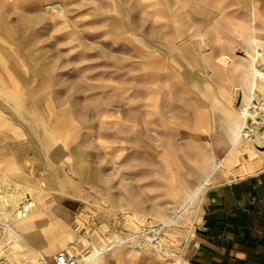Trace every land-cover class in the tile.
I'll return each instance as SVG.
<instances>
[{
  "label": "rangeland",
  "instance_id": "obj_1",
  "mask_svg": "<svg viewBox=\"0 0 264 264\" xmlns=\"http://www.w3.org/2000/svg\"><path fill=\"white\" fill-rule=\"evenodd\" d=\"M263 19L264 0H0V129L15 138L0 147V264H40L27 244H9L8 228L25 242L16 224L30 215L16 211L7 225L11 195L19 206L30 199L31 212V198L42 208L30 232L35 249L52 245L49 253L66 249L85 262L93 251L118 249V260L181 264L153 247L136 252L137 240L110 246L112 224L124 218L136 231L147 218L164 225V243L187 259V247L200 241L207 192L232 181L218 174L182 199L171 193L196 167L187 146L204 147L215 161L229 148L225 108L241 118L249 96L235 88L248 91L255 55L239 35L264 40ZM224 163L222 174L242 169L235 159ZM263 170L264 162L233 182ZM53 211L70 223L53 225Z\"/></svg>",
  "mask_w": 264,
  "mask_h": 264
},
{
  "label": "crops",
  "instance_id": "obj_2",
  "mask_svg": "<svg viewBox=\"0 0 264 264\" xmlns=\"http://www.w3.org/2000/svg\"><path fill=\"white\" fill-rule=\"evenodd\" d=\"M239 37L241 40H244L240 35ZM151 42L152 39L149 40L148 38L147 43ZM148 50L153 51V47L148 48ZM213 50L217 51L218 47H214ZM226 59L221 58L223 63L228 65L225 61L229 58ZM220 64L219 62L216 63V66L212 68V73L221 68ZM152 66L155 67L154 65ZM154 71L155 68L152 69L151 74H154ZM11 82L14 86L19 83L14 78L11 79ZM219 89L223 97L227 96L228 90L225 89L223 84ZM226 98L224 99L226 100ZM149 106L153 110L155 107L154 101H151ZM225 109L227 110L224 112L223 118L230 128L228 132L231 134L229 148L222 158L215 161L212 160L210 153L204 147L187 146L188 152L192 153L196 158V167L193 168L191 177L182 178L181 185L172 191V198H179L181 196L182 199V197L193 193L196 188L204 183L208 187L218 174L223 176L217 165L219 162L224 161L234 145L239 130L240 119L238 110ZM203 116V111H199L197 114L198 124L202 123ZM152 140L155 141V145H158L156 139L154 140L153 138ZM6 141L8 143L12 142V145H15V138L13 136H5L4 132L0 129V147H4ZM30 203L34 204V210L30 212L27 218L21 219L16 224V227L22 236L25 237L24 240L27 243L26 250L31 248V254H35L33 258L36 262L44 264L45 262H41V257L44 256L46 258L49 254V256H52V264H54L53 256L63 249H59L53 255L49 253V250L51 252L54 251L52 245H48L47 250L35 249L30 246L32 245L31 242L33 243V239L30 236L33 223L36 221L39 224L42 212V208L37 207L32 198ZM66 208L64 207V209ZM155 211L159 216L164 213V207L158 204ZM52 214L53 225L66 227L65 225L70 223L68 214L61 211H53ZM125 215L133 216L129 212H126ZM119 222L117 221L118 224L115 223L116 225L112 224V228L118 229L120 226ZM201 225L202 228H198L197 236L201 241L200 246L198 248L188 246L186 249V257L189 260V264H264V170L255 176L211 187L206 194ZM136 250L138 253L144 251L140 248H136ZM119 253L118 249L113 252L110 250L107 252L106 250L101 254L93 251L92 257L86 264H109L111 259L112 264H148L147 259L140 260L139 262L133 259L118 260L114 255ZM46 264H50L47 258Z\"/></svg>",
  "mask_w": 264,
  "mask_h": 264
},
{
  "label": "bare ground",
  "instance_id": "obj_3",
  "mask_svg": "<svg viewBox=\"0 0 264 264\" xmlns=\"http://www.w3.org/2000/svg\"><path fill=\"white\" fill-rule=\"evenodd\" d=\"M255 13L256 12H254L253 14L252 17L253 19L260 17ZM241 37L247 42L254 44L252 46L253 49L255 50V55L253 57L254 58L253 66H252L253 70L251 76L250 75L245 76V80L247 79V82H249V84L248 83L246 84L248 85L247 87L248 91H246L242 87L235 88V94L236 96L238 95L240 98L242 96L244 97L246 92H248L249 102L245 104L243 102L242 105L240 106L242 115L241 118L239 119L238 134L235 138L233 148L230 150V152L224 159L225 163L223 164L224 166H227V164L229 165L231 160L235 159L237 163L241 165L242 169L232 174V172L231 173L230 171L227 172L228 170L225 171V169L222 168L221 170L225 172L223 176L228 181H233L237 178L240 179L246 176L247 174H251V172L253 173V171L256 172V170H258V168L261 167V165L264 162V158L262 157L264 151H261V149L264 148V130H263L264 129V66L262 65V63H264V46H262L264 40L258 39L256 37L255 32H250V31L248 33L244 31V34L243 36L241 35ZM258 60H260L261 63H258ZM242 139L251 142L252 144H254V147H250V145L244 143ZM249 162L253 163V167L248 166ZM255 162L257 163L255 164ZM27 191L29 192V190ZM204 192L205 190L203 189V191L201 192V196L204 195ZM18 200L19 199L11 195V203L6 213V217H8V224H7L8 226L12 222V220L16 218L13 217L14 213L16 211H19L18 209L20 208V206ZM6 232L10 239L9 241L10 243L8 242L10 246L16 249H23L26 247L27 243H25L23 239L20 238L21 236L18 237L9 228ZM147 239L149 241H152L150 238ZM151 246L157 247L158 250H161V242L159 240L146 244L145 246L143 245L141 246L140 249L148 251L150 249L149 247Z\"/></svg>",
  "mask_w": 264,
  "mask_h": 264
},
{
  "label": "built area",
  "instance_id": "obj_4",
  "mask_svg": "<svg viewBox=\"0 0 264 264\" xmlns=\"http://www.w3.org/2000/svg\"><path fill=\"white\" fill-rule=\"evenodd\" d=\"M29 200L21 203V206L19 208V212L17 211V217L25 218L27 217L32 207L29 204ZM124 218L121 220V224L117 229L115 230L112 228V235H116L112 241H109L111 247L114 248L116 246H121L123 244H127L131 241L137 240L141 245L139 246H145L146 244L152 243L154 241H160L161 242V250H158L157 247L151 246L154 249H156L166 260L175 261L179 256H181V264H189V260L185 259L183 256V252L180 251L179 248L175 247L172 248L165 244L166 238L164 237L163 227L164 225L162 223H157L155 221L149 220L145 218L141 222L138 221L136 223L137 229L136 231H132L131 229L124 226L123 222ZM119 234V235H117ZM147 238H150L152 241H149ZM193 240V239H192ZM188 241V240H186ZM194 246L198 248L200 246V241L193 240ZM159 243V242H158ZM159 246V245H158ZM53 263L54 264H85L84 258L81 256H78L69 250H61L58 251L53 256Z\"/></svg>",
  "mask_w": 264,
  "mask_h": 264
}]
</instances>
